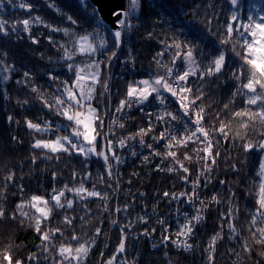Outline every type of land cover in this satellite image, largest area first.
<instances>
[{
  "label": "trees",
  "instance_id": "trees-1",
  "mask_svg": "<svg viewBox=\"0 0 264 264\" xmlns=\"http://www.w3.org/2000/svg\"><path fill=\"white\" fill-rule=\"evenodd\" d=\"M20 2L21 0H12V3H9V0H0L2 5L0 20L8 21L9 28V35L0 34V209L4 213L0 217V264H7L3 260L5 251L12 257L13 264L16 260H20L22 264H60L62 258L58 250L62 244L65 246L71 244L75 247L77 241H72L73 234L78 238L82 234L86 238H91L95 236L97 228L101 230L100 235L96 237L97 242L90 248L84 264H104L120 242L118 230L112 226L114 203L109 195L113 192L108 191L106 211L104 200L97 197L80 199L66 191L62 201L72 199L73 208H53L49 218L42 220L41 231L39 233L35 231L34 217L38 214L30 205L33 195L47 199L51 207L54 205L51 200L53 187L57 191L63 189L65 184L69 187H78L83 180L89 191L95 183L97 190L106 192L109 184L102 163L95 157L86 167L84 158L75 153L71 156L63 152L57 153L48 160L44 157V150L31 147L36 139L51 140L57 135L68 134L57 131L56 126H64L69 122L62 116H57L55 109L49 110L44 107L41 97L54 104L56 89L62 88L64 81L71 87L75 79L74 70L69 72L67 64L83 66L92 59L78 53L72 61L63 59L64 49L60 48L61 44L69 47L70 51H76L71 46L73 37L64 36L62 31L64 28H68L77 36L95 33L94 43L99 49L95 59L102 63L99 67V79L94 85L91 105L101 117L108 101L116 105L127 98L129 84L154 75L166 76L167 67H173L174 73L177 68L183 71L182 57L187 49H181L182 55L173 66L171 60L175 49L166 48V44H171L173 39L178 38L182 44L187 42L193 46L197 60L203 59L207 62L208 58L218 54V49L225 52L226 62L221 73L217 74L219 79L217 75H213L205 76L201 81L198 73L196 77H190L185 85L192 89L186 93L189 104L197 95L202 94L201 99L196 100V105L204 109L201 123L211 139L212 156L220 153L215 157V165H212L211 159L208 160V165L211 166L209 178L211 182L206 185V181H200L198 191L210 198L217 192L219 203L210 200L205 205V221L196 229L191 251L178 252L170 244L164 243L161 225L156 224L153 233V228H149V225L155 222L149 221V216L145 213L149 240L141 233H137L135 238L126 243L129 251L120 257L125 258V264H264V243H258L259 233L253 236L256 228L262 225L259 219L255 226L251 223L253 215L259 210L257 201L261 198L260 186L264 182L259 175L264 150L257 151L253 148L247 153L243 151V144L248 140L258 142L264 139L261 135L264 132V125H261L258 119L249 121L247 116L233 115L235 111L246 108L257 111L260 102L257 105H247V96L241 94L247 93L242 85L247 82L249 66L243 64L242 59L235 55L238 51L242 57L244 52L243 47L235 40V34L228 44H220L221 39H227L225 21L230 19L231 13L238 11L240 20L247 22V16H252L250 11L253 7L264 15V0H239L238 8H232L227 0H136L135 5L132 4V0H127L129 27L122 29L120 49L111 61L109 50H115L112 32L99 21L98 17H93V9L87 0H23L32 6L31 11L19 9ZM68 16H72L77 23L72 24L67 19ZM35 17H39L42 23L37 24ZM25 18L33 21L30 25V35L38 40L37 44L31 42L29 34L23 31L20 23H16V27L22 38H18L10 31L13 23ZM45 24L48 27H45ZM53 27L60 30L52 31ZM149 33L152 35L149 36ZM102 40L107 44L106 49L99 48ZM161 51L164 53L162 56L159 55ZM40 53H43V56L39 55ZM4 65L9 66L8 72H4ZM241 67L242 75L239 71ZM24 71L30 72V84L37 87V93H31L30 86L25 88L15 82L24 79L22 75ZM49 74L53 78H50ZM4 75L9 76L7 82L3 80ZM236 75L240 76L239 80L236 79ZM105 83L107 89L104 87ZM254 86L257 88L256 94L264 93V89L259 85ZM163 95L171 96L170 93ZM24 99L30 101L26 108L17 103ZM154 99L155 94L149 102L152 103ZM225 103L229 104L227 109L224 108ZM167 106L168 111L178 117L177 121L181 119L185 124V117H179L176 107L171 103ZM8 115L20 119L21 123L9 125L6 123ZM25 116L34 123H39L42 128L48 124L52 125V130L37 133L27 129L24 123ZM138 119L136 112H132L130 119L123 123L124 127L116 131L127 134L134 128L131 123ZM221 121L228 126L225 128L227 139L218 131ZM241 122H247L249 127L241 128ZM96 124L99 125V120ZM96 130L101 133L99 127ZM238 132L243 139L241 135H237ZM13 136L16 140H13ZM101 136H98L96 143L97 152L101 151L103 144ZM177 139H183L184 142L187 139L183 129L177 134ZM184 142L173 143V149H167L176 154L175 158L171 156L169 158L167 171L169 168L172 171H168V175L166 172L154 171L144 178L148 187L145 199L150 200L159 191L189 189L193 187V184L188 185L189 182L197 176L196 167L205 171L204 164L199 162L202 145L192 140H188L187 144ZM34 155L36 163L32 164ZM185 156L189 159H185ZM187 162L192 166L190 173L193 176L186 177V182L182 179L183 169L180 165L184 166ZM233 165L236 171H233ZM54 172L55 180L52 175ZM87 173L90 175L85 180ZM126 173H129V170ZM10 174L14 175L11 181H8L6 177ZM100 174L104 176L103 184L99 183ZM221 180L225 182L223 185L220 184ZM137 201L138 199L133 197L126 199L129 204ZM145 202L147 203L146 200ZM17 205H21V209H18ZM21 212L28 215H22ZM119 214L124 215L123 209ZM65 216L72 220L71 225L65 222ZM120 218V222L125 226L132 221L133 215L127 211L126 216ZM142 223H145L144 220L137 222L138 226L135 228L124 227V230L128 235L137 231L144 232ZM229 223L234 231L228 227ZM54 229H59L55 235L52 232ZM45 231L49 233V241L41 240V235ZM154 244L156 246L151 250L150 246ZM210 254L211 261L208 259ZM33 256V259H29Z\"/></svg>",
  "mask_w": 264,
  "mask_h": 264
},
{
  "label": "snow or ice",
  "instance_id": "snow-or-ice-1",
  "mask_svg": "<svg viewBox=\"0 0 264 264\" xmlns=\"http://www.w3.org/2000/svg\"><path fill=\"white\" fill-rule=\"evenodd\" d=\"M229 5L232 8H238L239 0H227ZM9 3H12V0H9ZM136 0H132V4L135 5ZM93 9L92 15L94 18H100L102 19V16L100 14V11L96 5H90ZM2 7V5H0ZM19 9L21 10H27L31 11V5L28 3L21 2L18 5ZM128 15L129 13L124 10H114L111 13V16L114 21V25L117 30L112 33L114 38V48L115 50H109V61L113 57H116L117 52L120 49L121 43H122V30L129 27L128 24ZM116 17H120V19H116ZM35 22L37 24L42 23L39 17H35ZM67 19L71 21L72 24H76L77 21L72 18V16H68ZM16 23H20L23 26V31L25 33L29 34V38L31 39V42L33 44H37L38 40L36 38H32L30 35V25L33 23V21L29 18H25L22 21L15 22L11 25V33L16 34L18 38H22L20 36L19 31L17 30ZM210 23V22H209ZM45 27H48L47 24L44 25ZM99 27V24L97 25ZM225 27H226V36L227 39H221L220 44H228L229 41H231L235 34V40L239 42V44L243 47L244 52L243 56H240V52L236 51L235 55L240 57L243 61V64H246L249 66V75L246 83H243L242 88L247 90V93L241 92L242 95H246V104L247 105H257L258 102H260V107L257 111H250L249 109L244 110H238L233 113L235 117H244L247 116L249 121H253L258 119L261 125H264V93L256 94L257 88L254 85H259L261 89H264V15H260L258 18H255L251 15L247 16V22H242L240 20V16L238 11L232 12L230 19L225 21ZM52 31H59L60 29H57L53 27L51 29ZM64 36H72L73 40L71 42V46L76 49L75 52L70 51L69 47H66L65 45L61 44L60 48L64 49V55L63 59L66 61H72L75 57V55L78 53L80 55L92 57V59L88 60L87 63L84 66H76L73 63L67 64V70L69 72H73L74 70V81L71 87L68 86V82L64 81V86L62 88H57L56 92L54 94V104L49 103L48 100L43 99L41 97L44 107L48 108L49 110L55 109L57 116H62L66 121L69 122V124L64 126H56L57 131L66 132L68 134H65L63 136L57 135L55 139L51 140H40L36 139L35 142L31 145L33 149H42L44 150V157L48 160H51L53 156L57 153H67L69 156H71L73 153L77 154L78 156H81L84 158L85 166L87 167L89 162L93 157L97 159H101L103 161V165L105 166V170L107 172L109 180L113 179L114 173H113V167L116 166L115 171V177L117 178V184L116 188H119L118 183V177H119V165H122L124 163V159L117 155L113 149H112V141L108 140V153L111 154V160L109 154H106L103 150L100 152L96 151L95 148V141L97 136L101 135L100 132H97V127L103 128L104 127V121L102 117L97 113V110L92 107L91 101L93 99V93H94V85L99 79V67L102 61H98L95 59L97 52L99 49L94 43L95 39V33L91 34H84L77 36L74 32H70L68 28L62 29ZM0 34L7 36L9 35V28H8V21L6 20H0ZM152 33H149V36H151ZM51 39V38H49ZM100 49H106L107 44L105 41H101L99 45ZM166 48H174L175 53L172 56L171 63L173 66L176 65L177 60L181 57L182 48H186L187 51L183 53V60L182 63L185 65V69L181 72L180 69H176L174 73L173 67H167L166 76L165 75H154L150 76L149 78H142L136 81L134 84H129L127 89V100H121L119 107L116 108V112H122L125 108V105H127L128 109L131 110L134 106H141L146 105L149 102V98L155 94V99L159 102L161 106H164L166 103V98L163 95V93H170L172 97L175 98V102L179 104L180 108L183 109V116L188 118L184 124V134L186 135L187 139H192V137L197 136L198 133L202 134L204 139L208 141L206 147L203 149L205 156L203 157L205 161V170L207 172H211V166L208 165L207 161L211 159L212 165H215L216 158L220 155L219 152L215 154V157L212 156L211 150H212V142L208 139V132H206L203 128V125L201 123L203 116L202 113L204 111L203 107L200 105H196V100L201 99V95H197L194 99L191 100L190 104H186L185 101L188 100V97L184 95V93L191 92L190 87H186L187 80L189 76L196 77L199 73V80L203 81L205 76L212 77L213 75H217L221 73L225 62H226V54L222 49H218V54L210 57L207 59V62L205 60H197L196 55L194 54V47L188 44L187 42H182L175 38L173 39L171 44H166ZM163 51L159 53V55H163ZM39 55L43 56V53H40ZM125 62V61H122ZM159 63V61H157ZM203 69V70H201ZM4 72L9 71V66L4 65L3 66ZM240 74H243L242 67L239 69ZM233 74H236V70H234ZM23 80H17L15 81L17 84H20L24 86L25 88L30 86L31 93H37L38 89L36 86L30 84V77L31 74L29 71L23 72ZM50 78H53L51 74H49ZM174 77V80H173ZM58 79V77H56ZM220 77L217 75V79ZM236 79L239 80L240 76L236 75ZM3 80L7 82L9 80V76L4 75ZM172 81V82H170ZM90 82V83H89ZM184 82V83H181ZM105 89H107V84L104 85ZM240 89H238L239 91ZM252 95H247V94ZM235 95V94H234ZM22 108H26L30 101L28 99H24L22 101L17 102ZM195 105V107H193ZM86 107V111L84 110ZM229 107L228 103L224 104V108L227 109ZM195 114V119L192 118L190 115V111ZM142 112L145 111L143 107L140 108ZM160 111V110H158ZM149 117L153 115V112L151 109H149L146 113ZM165 117H170L172 121H176L178 117L176 115H173L171 112H168L167 110L161 111V114L156 116V120L159 122H163L164 124H168L169 122L165 119ZM99 120V125L96 124V121ZM6 123L9 125L15 123L16 125H19L21 123L20 119H14L12 115H8L6 117ZM24 123L29 130H34L37 133H44L52 130V125L48 124L44 128L41 127L39 123H34L32 120L28 119L27 116L24 117ZM189 125H195L194 131H189ZM152 124L150 122L148 131H151ZM120 128L124 127V124L121 123L119 125ZM228 127L223 121H221L219 132L223 133L225 136V139H227L228 134L225 132V128ZM241 128H248L249 124L247 122H241L240 125ZM70 129V132H69ZM95 133V135L93 134ZM147 132L144 129H140V131L136 134L141 137L139 140V145L141 148L147 147L148 149H152V144L145 145V141L143 140V135H146ZM237 135H241L239 132ZM262 136H264V132L261 133ZM13 140H16V137H12ZM106 138V137H105ZM198 138V137H197ZM241 138L243 139V136L241 135ZM128 139H134V137L129 136ZM153 140H156L157 137L153 136ZM160 140H167V148L171 149L173 146V143L175 144H181L184 142L183 139L178 140L177 139V133L174 128H171L170 126L166 128L164 131H162L159 135ZM82 140V142H81ZM85 145H88L89 147H86ZM120 147H126L125 140L119 141ZM130 147V146H129ZM253 148H256L257 151L264 150V139L259 140L258 142H253V140H248L243 144V151L245 153L250 152ZM131 155L135 157L137 155V152L134 149H131ZM52 154V155H49ZM153 155L158 154L153 151ZM175 152L168 151L167 156H171L175 158ZM59 158L58 156L56 157ZM144 160H148V156L142 157ZM185 159H189V157L185 156ZM36 163V156L34 155L32 157V164ZM179 163V162H178ZM159 167V166H158ZM180 167L183 169L185 173L188 172V169L183 166V164L180 165ZM260 173L259 175L262 178V181H264V158H262L260 163ZM233 171H236L235 165L232 166ZM169 172L172 171L171 168L168 169ZM203 175V172L201 173ZM12 175L6 177V180L11 181ZM53 180L56 178V173L53 174ZM90 173H87L84 177V179H88V176ZM76 173H73V178L75 179ZM187 182V178H183ZM210 179L206 178V185L207 183H210ZM99 183H104V176L102 174L99 175ZM225 182L223 180L220 181V184L223 185ZM113 186L111 183L108 184V188L111 189ZM199 187V182H194V186L192 188V193L190 195L186 193H180L179 197H183L185 195H188V200L185 201L186 203H191L192 196L197 195L196 189ZM72 193L74 197H79L80 199H84L86 197H97L101 200L105 201V211L107 210V200H108V193L107 192H101L97 190L96 184L94 183L92 185V190L89 191L83 182V180L79 183L78 187H69V185L65 184L63 186V189L57 191L55 187L52 189V195L51 200L54 201V205L51 207L49 206V201L42 196L39 195H33L31 197V207L35 209V212L39 215L37 217H34L35 220V231L39 233L41 231L40 225L42 220H47L52 212L53 208H67L72 209L73 208V200L72 199H65L62 201V198H65V192ZM260 192H261V198L257 201L259 205V210L256 211V214L252 217V225L257 224V220H260V223L262 226L257 227L255 232H253V236L256 235V233H259L260 239L258 240V243H264V182L261 183L260 186ZM141 196L144 195V193H140ZM165 197L169 196V193L165 191L163 193ZM179 197L173 193L172 194V200H178ZM197 198L199 199L198 195ZM212 200L217 201L216 194H213ZM200 205H204V200H199ZM21 205H17L18 209H21ZM125 212H127V206L123 209ZM117 213L121 212V208L117 207L115 209ZM22 215L27 216L28 214L25 212H21ZM4 215L3 210L0 209V217ZM231 215V211L229 212V216ZM14 218V217H13ZM202 213L201 209L197 208L195 211V214H193L191 217H188L187 213H185V222L183 223L182 227L179 228L177 235L178 236H190L194 229V224H192L193 221L199 222L202 219ZM30 219H33L30 217ZM65 222L71 225L72 220L69 219L67 216H65ZM140 219L144 220L146 223V219L144 217H141ZM81 220H83V217H81ZM158 223H163L162 219H158ZM113 224L116 223V221H112ZM191 225V226H190ZM124 227H131V222H128L125 224ZM124 227H121V240L119 243V246L116 250V254H114L110 259L107 260V264H114V261H116V255L125 253L126 251V239L128 237L124 233ZM228 227L232 229L231 223H229ZM234 231V229H232ZM59 231V229L52 230L53 235H55V232ZM165 231H167V228H165ZM100 228H97L95 231V236L91 238H86L83 234L81 237L78 238L77 235L73 234L71 239L72 241H77V245L73 247L71 244L69 245H61L59 248V256L62 258L60 261V264H84V261L89 255L90 248L95 246L97 240L96 237L100 235ZM152 232H155V229H152ZM144 235H147V230H144ZM42 241H49V233L45 231L41 235ZM168 240V237H164V242L166 243ZM173 244L178 245L180 241L174 240L172 241ZM186 245V250L188 248H191L190 244H187V241L183 242ZM156 245L154 244L153 247ZM245 250L247 251V246L245 247ZM45 251L47 252V248H45ZM103 255V254H101ZM33 257H30L29 259H33ZM209 261H211L212 256L211 254L208 257ZM3 260L7 262V264H13L12 257L8 254L7 251L3 254ZM15 264H22L20 260H16ZM120 264H124V261L121 260Z\"/></svg>",
  "mask_w": 264,
  "mask_h": 264
},
{
  "label": "built area",
  "instance_id": "built-area-1",
  "mask_svg": "<svg viewBox=\"0 0 264 264\" xmlns=\"http://www.w3.org/2000/svg\"><path fill=\"white\" fill-rule=\"evenodd\" d=\"M184 95L187 96L186 93H184ZM165 98H166V103L164 106H161L156 99H154V101L152 103L149 102L146 105H141L139 107L134 106L131 110H129L127 105H125L124 109L129 110L130 115L124 114L122 116L123 113L121 112L118 115V121H117L116 116L114 114H115L116 108L119 107L120 103L113 105L110 101H108V104H107L105 111L103 113V116H102V119L104 121V127L102 129L101 128L100 129H101V135H102V139H103L104 143L108 142V140L115 142V138H116V136H118L119 141L123 139V140H125V144L127 145L126 147L122 148L119 146V141L117 142L118 145L117 144L112 145L113 151L117 155H120L124 159V163L122 165L118 166L119 167V173H120L119 177L122 178L123 174L126 173L123 171H125V170L127 171V169H128L129 174H132L136 178H140V180H141L140 193H143L142 188L144 186H146L144 178L150 176L154 171L166 172L165 174L168 175L167 174L168 173L167 165H168L169 158H170V156H167V152H168L167 149L168 148L166 145H167L168 141L167 140H160L159 139L160 133L162 131H164L166 128H168L169 126L171 128H174L176 130L177 134L180 133L182 129L184 130V125H183L184 123L181 119H179V121H177V120L172 121L170 117H165V119L169 122L168 124H164L163 122H159L156 120V116L161 114V111H163V110L168 111L167 105L169 103L174 105L176 107V109L179 111V117H184L183 116V109H181L179 104L175 102V98L172 96H165ZM127 99L128 98H126L125 100H127ZM185 103L189 104V100H186ZM141 107H143L145 109L144 112H142L140 110ZM149 109H151L153 112V115L151 117H149L148 115L145 114ZM158 110H160V111H158ZM189 111H190V115L192 116V118L195 119V114L191 112V109H189ZM132 112H136V116L139 117L138 120H136V121L134 120L131 123V126L134 128L130 132H128L127 134H125V132H117L116 130L120 128L119 125L121 123H125L128 119H130ZM185 119L187 120L188 118L185 117ZM150 122L153 126H152L151 131H148ZM195 127H196L195 125L193 128H191L189 126V131L190 132L194 131ZM140 129H144L147 132V134L143 135L142 138L145 141V145L152 144V146H153L152 149H148L147 147H143V148L140 147L139 140L141 137L136 135L140 131ZM129 136L134 137V139H128ZM152 136L157 137V139L153 140ZM110 137H113V138H110ZM208 139L211 140L209 135H208ZM188 140L189 139H186L184 144H187ZM190 140L196 141L197 143L202 145L199 162L205 165V161L203 159V157L205 156V153H204L203 149L206 147L208 141L205 140L203 135L200 133H198L197 136L192 137V139H190ZM106 148H107V153H108V146H106ZM130 148L134 149L137 152V155L135 157H133L131 155ZM171 149H173V146ZM153 151L158 153V154L153 155L152 154ZM174 151H175V149H174ZM145 155L148 156V160H144L142 158ZM109 156H110V160H111V154L110 153H109ZM207 163H208V161H207ZM123 165H128V167L123 169L122 168ZM186 166H188L190 168L192 167L189 164V162H187ZM136 167H139V168L137 169ZM196 169H197V172H200V173L203 172V174L206 175L207 177L210 174L209 172H206V170L204 171L200 167H196ZM115 171H116V166L114 165V167H113V173H114L113 180L115 182H117V179H115ZM182 177H191V176H187L186 174H183ZM207 177L202 176L201 178H207ZM196 181H200L199 178H197V176L195 178H193L192 181H190L188 185L193 184V186H194V182H196ZM192 188L193 187H191L189 189H183V190L167 191L169 193L168 197H165L163 195V193L165 191H159L157 193V195H155L154 197H152L150 199L151 201L149 202V203H152L153 205H156V203L165 202V203H163L164 205L172 204L176 207V212L174 214H172L167 209L161 207V210H158V211L163 213L164 215L170 217L171 219H169V220L162 219L163 223H158L157 222L158 220H156L155 223L158 225L164 226V228L167 227L168 225H170V227L172 228V234L174 236L168 237V240L166 243L170 244V246L172 248L178 249L179 251H182V252L189 251L192 248L191 239L194 235V229H195V227H194L193 232L190 236H178L177 235L179 228H181L183 223L185 222V213H187L188 217H191L193 214H195L196 209L199 208V209H201V213L203 216V214L205 215V209H206L205 205H200L199 200H196V201L194 200V195L192 196L191 203L185 202L188 200V195H190L192 193ZM182 192L186 193L188 195H185L183 197H179V194ZM173 193H175L179 197L178 200H172V194ZM144 195L146 197L145 193H144ZM110 196H111L110 197L111 200H113V203H114L113 204V211H112L113 221L114 220L116 221L115 224L112 223V226L114 228H117L119 236H120L119 237L120 240L122 238L120 229H121V227H124L122 225V223L120 222V220H121L120 216L125 217L126 212L123 210L124 215H120L119 213H117L115 211V209L117 207H120L122 210L125 208V206H127V211H130L132 213L133 219L136 220V223L142 220V219H140L141 217H144V219H145L146 216L153 215V214L157 213L156 209H153L156 211V213H148V210H149L148 205L142 206V208H141V207H139L140 205H137V204L134 205L133 203H131V204L127 203L126 199H128L129 197H133L134 195L129 194L128 191H126L124 189L118 188L115 191H113V193ZM122 196L124 197L123 199L121 198ZM145 213H146V216H145ZM192 224H194V226H195V223L192 222ZM126 236L128 237V239H126V243H127L128 240L135 238L137 236V234L130 233L129 235H126ZM147 239L149 240V237H147ZM174 240H178V241H180V243L178 245H175L172 243V241H174ZM184 241H187V244H190L191 248H188L186 250V245L183 243ZM118 246H119V244H118ZM118 246L116 247V249L118 248ZM150 248L154 249L155 247H153V245H152V246H150ZM116 249H115V251H116ZM115 251L110 256V258L114 255ZM128 251L129 250L126 246L125 253H127ZM121 260H123L125 262L124 257H119L118 259H116V261H114V264H120ZM106 263H107V261H106Z\"/></svg>",
  "mask_w": 264,
  "mask_h": 264
},
{
  "label": "rangeland",
  "instance_id": "rangeland-1",
  "mask_svg": "<svg viewBox=\"0 0 264 264\" xmlns=\"http://www.w3.org/2000/svg\"><path fill=\"white\" fill-rule=\"evenodd\" d=\"M251 12V14H252V16L253 17H255V18H258L260 15H263V13L262 12H260V10L259 9H256L255 7H253L252 8V11H250ZM99 21H100V19H99ZM122 30V29H121ZM114 32V31H113ZM182 60H183V57H182ZM84 66V65H83ZM185 69V65L183 64V70ZM190 77H192V76H189L188 77V79L190 78ZM147 78H149V77H147ZM138 81V80H137ZM90 83V82H89ZM154 95V94H153ZM152 97H150L149 98V100L151 99ZM93 107V106H92ZM85 111H86V107H85V109H84ZM121 112H116V110H115V116H116V119H117V121H118V115L120 114ZM122 116L124 115V114H126V115H130L129 113H130V111L129 110H127V109H123V111H122ZM94 135H95V133H93ZM153 137V136H152ZM110 138H113V137H110ZM141 139V138H140ZM119 141V137L118 136H116V138H115V142H113L112 141V145H115V144H117L118 145V142ZM81 142H82V140H81ZM98 142V136H97V138H96V141H95V148H96V143ZM86 147H89L88 145H85ZM104 147V149H105V153L106 154H109V153H107V148H106V146H108V142H105L104 144H102L101 145V147ZM100 150H101V148H100ZM96 151H97V148H96ZM189 151H191V149L189 148ZM99 161H100V159H99ZM183 164H184V162H182ZM128 167V165H123L122 166V168L123 169H125V168H127ZM184 167L185 168H187L188 169V172L187 173H185L184 171L182 172L181 171V174H186L187 176H193V174H191L190 173V167H188V166H186V165H184ZM137 169L139 168V167H136ZM130 169V168H129ZM128 170V169H127ZM103 172H104V175L108 178V176L106 175V172H105V166H103ZM123 172H126V170L125 171H123ZM122 172V173H123ZM195 175H197V178H199V180L200 181H206V178H201L202 176H204V177H207L206 175H202L200 172H197V173H195ZM181 176V175H180ZM208 179L210 178V174L208 175V177H207ZM109 179V178H108ZM115 179H117L116 177H115ZM200 181H198V182H200ZM109 183H111L112 184V188L111 189H109L108 190V188L106 187V192L108 191V192H110V193H112L113 191H115L117 188H116V184H117V182H115L113 179H111V180H109ZM118 183H119V189H123V187H122V178H118ZM213 191V190H212ZM196 192H197V195H198V197H199V199L197 198V195H194V200L196 201V200H203V199H205L204 200V205H207L209 202H210V200H212V198H210V196H208L207 197V195L206 194H204V195H201L202 193H200L199 191H198V188L196 189ZM214 194H216V197H217V199H219V197H218V194H217V192H214ZM131 195H134L133 196V199H138V201H137V203H134L133 202V204L135 205V204H137V205H140L139 207H141L142 208V206H147L148 205V213H156V211H157V213L158 214H153V215H148L149 216V218H148V220L149 221H156V220H158V219H166V220H169V219H171L170 217H168V216H166V215H164V214H161V215H159L160 213H159V211H158V209L159 208H161V207H163V208H165V209H167L168 211H170L172 214H174L175 212H176V207L174 206V205H172V204H166V205H164L163 203H156V205H153L152 203H149L151 200H147V199H145L144 197H145V195H143V196H141L140 195V189H137L135 192H133V194H131ZM110 196V195H109ZM111 197V196H110ZM145 200L147 201V203L145 202ZM53 203H54V201H52ZM30 205H31V202H30ZM153 209H156V211L155 210H153ZM147 213V214H148ZM38 214V213H37ZM39 215V214H38ZM156 215H158L157 217H156ZM160 216V217H159ZM203 218L197 223V222H195V221H193V223H195V229H194V235H193V237H192V239H191V242H192V248L189 250V251H191L192 249H193V246H194V238H195V236H196V229H197V227L201 224V222L203 223L204 221H205V217H206V215H204L203 214V216H202ZM132 221H129V222H131V227L130 228H128V229H132L133 227L135 228V226H138L137 224H136V220H134V219H131ZM142 227H144V230H147V235H144V234H142V233H144V232H140V231H137L135 234H137V233H141L143 236H145V237H148V235H149V229H148V224H146V223H142V225H141ZM155 226H156V223H154V224H150L149 225V228H155ZM162 227V231H161V236H162V239H163V241H164V237L165 236H167V237H173L174 235L172 234V228L170 227V225H168L167 227H165V228H167V231H165V228H164V226H161ZM124 233L126 234V235H128V232L126 231V230H124ZM165 245V244H164ZM151 249V248H150ZM151 250H153V249H151ZM176 251H178L179 252V250L178 249H175ZM182 252V251H181ZM186 252H188V251H186ZM114 254H116V252L114 253ZM123 254V253H122ZM120 255L121 254H118V255H116V259H118L119 257H120ZM107 264V263H106Z\"/></svg>",
  "mask_w": 264,
  "mask_h": 264
},
{
  "label": "water",
  "instance_id": "water-1",
  "mask_svg": "<svg viewBox=\"0 0 264 264\" xmlns=\"http://www.w3.org/2000/svg\"><path fill=\"white\" fill-rule=\"evenodd\" d=\"M91 5H96L102 16L101 22L111 31L117 30L111 13L114 10H126L127 0H87ZM117 19V17H116ZM101 150L105 152L104 147H101ZM100 162L103 165V161L100 159ZM104 166V165H103ZM106 172V170H105ZM107 175V172H106ZM108 176V175H107Z\"/></svg>",
  "mask_w": 264,
  "mask_h": 264
},
{
  "label": "bare ground",
  "instance_id": "bare-ground-1",
  "mask_svg": "<svg viewBox=\"0 0 264 264\" xmlns=\"http://www.w3.org/2000/svg\"><path fill=\"white\" fill-rule=\"evenodd\" d=\"M119 18L120 17H117V19ZM140 183V178H136L132 174L124 173L122 176V187L124 190L128 191L129 194H133L137 189H140ZM147 189L148 187L144 186L142 188L143 193H146Z\"/></svg>",
  "mask_w": 264,
  "mask_h": 264
}]
</instances>
